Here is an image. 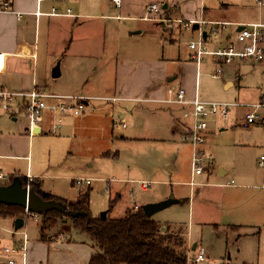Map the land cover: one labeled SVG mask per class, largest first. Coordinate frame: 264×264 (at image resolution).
Instances as JSON below:
<instances>
[{"label": "rangeland", "instance_id": "374dc122", "mask_svg": "<svg viewBox=\"0 0 264 264\" xmlns=\"http://www.w3.org/2000/svg\"><path fill=\"white\" fill-rule=\"evenodd\" d=\"M64 1L70 2V0ZM92 1L91 13L101 11L100 0ZM206 4L208 11L203 19L205 22L234 24L222 33L212 34L211 41L214 43L207 42L208 48L210 44H213L211 48L214 49L215 43L228 44L235 41L239 26L264 24V6L256 3V0H206ZM101 9L105 14L118 12L107 0H103ZM79 23H82V26L78 30V35L87 33V38L93 43V55L82 56L83 60L71 61L66 67V63L62 64L61 58H58L56 53L48 54V44L50 47L54 44L56 48L60 43L57 35L60 31V35L63 36L66 32L65 27L59 23V19H54L51 23L48 20L43 21L38 68V85L41 90L56 93L76 89L80 92L86 88V93L92 97L113 96V93L104 92L102 89L92 93L88 90L89 87L99 83L101 78L103 83H108L110 79L108 73L110 71H106V74L99 73L102 65L108 64L103 61L99 52L102 48L105 28L111 36L110 40L118 43L116 49L118 57L180 55L182 61H188V45L191 39L198 40L197 34L190 39L187 37H190L192 32L183 31L184 38L181 42L173 44L169 41V36L163 35L162 30L152 22L87 19L80 20ZM227 35H233V38L225 40ZM80 48L81 46L78 45L77 49ZM49 55L52 58H49ZM48 59H51V62H48ZM112 61L115 59H110V62ZM57 66L61 72L62 69L64 72L60 77L54 78L52 73ZM232 68L227 69L223 79H215L212 76V65L206 62L198 77V94L201 101L240 105V109L233 110L228 119H210V132L204 145L207 159L204 164L206 172L203 176L193 177L194 146L181 139L183 123L182 128L180 127L175 134L170 130V122L166 121L161 131L152 136L155 139L122 140L120 137L125 131L121 129L119 131L117 127L113 128L111 104L99 99L89 102L84 112L85 116L83 113L76 118L63 119V126L69 120L76 119L74 133L69 140L58 143L56 138L59 132L56 134L48 132V125L44 124L46 133L37 136L34 140V167L42 170L46 168L47 172L56 175L90 179V186H75L68 178L46 180V186L54 189L58 195H65L71 200H76L81 193L90 192V210L94 216L109 212L112 219H120L135 204L144 206L174 197L179 200L178 204L152 217L160 223L163 233L171 231L185 239L190 258L203 252L206 258L203 264H264V224H262L264 217L259 220V228L255 230L258 233L252 235L255 239H248V229L239 235L235 232L236 228L227 227V225L251 223L247 218L231 210L237 207L243 210L249 209V199L255 196L262 198L264 202V193L225 187V184L232 180H235L237 188L240 185H248L243 184L234 173L224 180L219 177L220 167L232 169L239 163L247 164L253 173L260 170L258 161L264 156V108L260 111L263 120L261 123L247 125L246 114L252 112L255 105L264 104V61L237 60ZM90 76L95 77V80L90 82ZM181 81L182 77L179 78V82H174L170 86L176 87L182 83ZM185 82L187 86L194 87V68L188 71ZM225 82H232L233 86L227 88ZM111 85L110 82L109 86ZM18 118L17 124L11 114L0 109V131L13 133L18 126L28 125L29 119L24 111ZM128 122L131 123L130 118ZM130 130L131 127L128 132ZM135 135L150 137L148 133L142 132ZM109 152L110 157L102 158ZM67 153L77 154L81 158H78V162L82 161L80 163L86 160L91 162L84 168L77 169L75 166L61 168L58 164ZM48 163L51 166H48ZM26 165L25 162L21 167H17V171L5 170L8 174L7 180L0 181V185L13 179L16 172L18 174L21 171L20 173L25 174ZM192 181L196 185L193 190L189 186ZM145 184L148 186L146 189ZM249 185L255 187L258 184ZM151 200L156 201L151 202ZM33 220L35 221L29 220L28 225L31 231H36L37 220L41 222V217L37 216ZM64 221L65 226L73 229L70 220H67V223L66 220ZM9 222V219H0L2 237L0 245L6 244L8 228L10 229ZM216 224L218 225L215 226Z\"/></svg>", "mask_w": 264, "mask_h": 264}, {"label": "crops", "instance_id": "0c3cea01", "mask_svg": "<svg viewBox=\"0 0 264 264\" xmlns=\"http://www.w3.org/2000/svg\"><path fill=\"white\" fill-rule=\"evenodd\" d=\"M107 2L111 5V7H115L118 10L116 14L103 13L101 9L103 0H100L99 6L101 11H99L98 13H91L90 11V8L93 5L92 0H70V2H65L64 0H0V53H3L5 55V67L4 70L0 73V89L23 94L29 93L35 88L41 90L38 85V68L40 65L41 32L44 20H48L49 23H51V21H53L54 19H59V23H62L64 25L66 31L64 35H60V31L57 35L59 36L60 43H58V46L56 48H54V44H52L53 48L48 44V54L55 55L56 53V56H58V58H61L60 60L62 64L65 62L66 67H68L71 61H75L76 59L83 60L82 56L86 57L87 54L93 55V43L90 38H87V33L83 32L84 35H78V30L82 26V23H79L80 20L113 19L120 22H129L136 20L146 23L152 22L162 30L163 35H168L169 41L174 44L176 42L180 43L184 38V34L182 33L183 31L192 32V35L187 38H194L196 34L197 37H199L198 28L196 29L194 27L193 30H166L164 25L156 22L155 20L145 19L146 8L148 5L158 3L163 8L166 5L167 8L164 9L165 13H163V15L174 20H203L208 11L206 0H121L120 6H116L112 0H107ZM54 11L55 14H53ZM212 34L216 33H209V36L207 35L206 39L204 38L206 40V43H214L211 41ZM103 36L102 48L99 52L103 61L107 62L109 65H102L99 73L106 74V71H110L108 72L110 79L108 83H103L101 78V81H99V83L89 87L88 90L92 93L97 89H102L104 92L114 94L109 98L117 97L119 99L116 103H112L111 101L107 102L112 106V123L115 118L122 119L127 123L126 128L117 127L119 131L120 129L125 131V133H123L120 138L126 141L150 140L149 138H154L152 136H154V134H158L161 131L160 129L163 124L164 126L166 125V121L170 122V130L173 131L174 134L178 132L180 130L181 124H184V121L182 119L181 106H170L168 104L160 102L159 100L165 98L166 89L174 82H179V78L181 77L182 83L180 82V85H182L186 89L188 98L193 99L196 96V93L199 97L197 64L192 59L193 52L190 50L189 45L188 61H182L180 59V55H178L177 57H173L171 55L167 57H157L154 55L139 58L129 56L118 57V54H116L118 43L110 40L111 36L108 35L106 28L104 30ZM231 38H233V35H227L225 40H231ZM192 40L194 39H191V42ZM233 42L234 41H231L228 44H222L221 42L215 43L214 49L211 48L213 47L211 46L213 44H210L209 48H211L210 50H217L219 48L228 46ZM78 45L81 46L80 49H77ZM58 54L63 55L59 56ZM50 55L49 58H52ZM110 55L112 57H110ZM112 58L113 60L115 59V61L110 62V59ZM237 60L243 61L239 59H236L235 61ZM235 61L230 66H227L225 68V72L221 79L224 78L228 68L231 67V69H233L232 66L234 65ZM48 62H51V59H48ZM206 62L212 65L213 74L218 67L217 59L212 56L204 57V60L199 67L200 73L202 72V67H204ZM191 68L195 69V84L192 88L187 86L185 82V77L187 76V73ZM63 72L64 70L62 69L61 75H63ZM89 78L90 82L95 80V77L93 76H90ZM110 82L112 84L111 86H109ZM224 85L228 88L230 86H233V83L225 82ZM86 92L87 89L85 88L83 90H80V92H77L76 89H74L71 91L56 92L51 94L97 98L90 96ZM23 111V109L15 106V108H13L12 112L10 113L14 122H16L17 124L19 123L18 116L19 114L23 113ZM83 116H85V113ZM68 117L76 118L78 116ZM128 118H130L131 123L128 122ZM75 121L76 119L69 120L66 125H62L60 130H58L57 132H52L55 122V114L50 110L46 111L43 117V121L40 124L41 133L39 135L44 134V124H47L48 132H51L52 134H56L59 132L56 138V140L59 141L58 143L63 142L64 140H69L74 133V127L76 123ZM259 122L261 123L263 122V120L261 119L260 121H258V123ZM27 123L28 125L25 124L21 127L18 126L13 133H4L0 131V170L6 176H8L5 170L17 171V167H21L26 162V173L22 174L20 173V171L17 174L16 172L14 173L15 175H13L15 176L14 178L24 177L28 182V177L30 176V183L33 181L38 182L43 191L51 193L67 202L78 201L80 195L83 193L79 194V197L76 200H71L68 199V197L65 195H58L54 191V189L52 190L50 187L46 186V180L64 178H68L72 181L73 185H75L74 180L79 178H77L76 176L56 175L54 173L47 172L46 168L45 170H42L41 168L34 167V140L39 135H30L27 132L29 122ZM183 126V128L181 127L183 131L180 133V135L185 131V124ZM115 127L116 126L113 123V128ZM130 127L131 130L128 132ZM141 132L148 133L150 137L145 138L138 137L139 135H135ZM209 132L210 131H208V133ZM108 154H110V152L104 154V157L102 158H105L106 156L110 157L111 155ZM78 158V155L75 153H69V155L67 153L64 159L62 157V159L60 160L61 163H59L58 165L61 168L75 166V168L78 169L79 167H86L87 164L91 162L89 160H86L83 163H80L82 161L80 160V162H78ZM261 158L262 156L258 161V167L261 171L258 170L254 173L251 172V169L248 168L247 164L244 163H239L232 169L220 167L219 177L221 179L224 180L227 176L234 173V176L239 178V180H241L243 184H248L240 185L237 188L235 180H232L227 182L225 184V187L240 190L249 189L250 192L253 191L255 193H264V169L259 166ZM209 164L211 163L209 162ZM48 166L51 165H49L48 163ZM90 167H92V165ZM204 174L196 175L193 171V177L203 176ZM229 183L231 185H228ZM249 184L258 185H255L254 187L250 186ZM259 184L262 185L259 186ZM189 186L193 190V188L196 186L195 182L192 181ZM147 187L148 186L145 184L144 188L146 189ZM155 201L156 200H151V202ZM263 203L264 202L262 198H258L257 196H255L252 199H249V209L243 210L239 207L233 208L231 210L232 212L240 215L241 217L243 216L247 218L248 222L251 223H243L242 225H227V227L229 226L230 228H236L235 232H237V234L239 235L243 234V232L248 229V239H255V236L252 235L258 233L255 230L259 228V220L264 217ZM140 207H143V205L135 204L133 208L129 209H138ZM9 220L10 229L8 228V236L7 240L5 241L6 244L0 245V264H6L8 261V259L2 253V249L4 247H15L20 249V253L15 257L16 264H89L91 257L95 252L93 244L90 238H88V235L80 233L74 228H68L67 226H65V221L62 222V226H60V222L55 227L49 229L46 232L47 238L42 239L40 220H37L38 222L36 223V231H31L28 225L29 220H32L33 222L35 221L33 220V218L24 220V226L19 230L15 229V219ZM217 225L218 224H216L215 226ZM25 235L27 236L26 243L24 241ZM23 246H25L24 250L22 248Z\"/></svg>", "mask_w": 264, "mask_h": 264}, {"label": "built area", "instance_id": "2783aa9c", "mask_svg": "<svg viewBox=\"0 0 264 264\" xmlns=\"http://www.w3.org/2000/svg\"><path fill=\"white\" fill-rule=\"evenodd\" d=\"M116 6L121 5V0H112ZM259 5H264V0H256ZM164 8L158 4L153 3L146 8V20H155L156 22L165 26L166 30L175 31L178 29L193 30L195 25H198V40L192 41L189 44L190 50L193 52L192 59L197 64V81L200 75L199 67L206 56L215 57L218 61V67L212 76L216 79H221L225 68L230 66L236 59L243 61H257L264 60V24H249L239 26L236 31V40L217 50H210L204 39V34L209 36V33H221L229 26L234 24L228 22H205L202 19L196 20H181L171 19L163 15ZM55 14V11L54 13ZM155 16V17H154ZM157 16V17H156ZM242 27V29H240ZM5 67V55L0 53V73ZM111 101L116 103L119 99L117 97H84V96H66L46 93L38 88L31 92L14 93L9 90L0 89V109L10 114L12 109L16 106L25 111L29 119V127L27 132L30 135H35V128L40 127L43 121L44 113L52 111L55 114V122L52 132H57L63 125V119L68 116H80L83 114L88 103L92 100ZM164 104L170 106H181L182 119L185 124V131L181 134V139L184 142L190 143L194 146V154L192 160V168L196 175L205 173L204 164L206 163L207 153L204 145L207 142V134L210 127V119L221 117L228 119L233 109L240 108L239 104L231 103H217V102H203L199 99L197 93L193 99H189L186 89L182 85L176 87L169 86L166 89L165 98L159 100ZM264 108V104L254 106L252 112L246 114V124H254L261 120L260 111ZM250 111V110H249ZM113 123L116 127L126 128L127 123L119 118H115ZM259 166L264 169V157L262 156ZM7 176L0 170V181H6ZM31 177H28L27 188L30 189ZM75 185L78 187L90 185L91 180L76 179ZM233 183V182H232ZM228 185H231L230 183ZM24 220L28 218H36L38 215L32 214L28 208L24 209ZM2 237L0 235V241ZM27 236H24L26 243ZM23 250L25 246L22 247ZM3 255L8 259L6 264H16L15 257L20 253V249L15 247H4L2 249ZM203 252L196 254L193 258L188 255V264H203L205 261Z\"/></svg>", "mask_w": 264, "mask_h": 264}, {"label": "trees", "instance_id": "16d2710c", "mask_svg": "<svg viewBox=\"0 0 264 264\" xmlns=\"http://www.w3.org/2000/svg\"><path fill=\"white\" fill-rule=\"evenodd\" d=\"M19 178L27 187L26 178ZM14 179L0 186H9ZM29 185L36 197L60 203L66 211L52 209L40 215L41 238L46 239V231L59 222L70 220L76 231L90 237L95 252L89 264H188L185 239L171 231L163 233L160 223L147 217L143 207L128 209L120 219H112L108 212L103 219L90 210V192L81 194L76 202H67L43 191L36 181ZM24 212L22 207L0 204V219H24Z\"/></svg>", "mask_w": 264, "mask_h": 264}, {"label": "water", "instance_id": "95a60500", "mask_svg": "<svg viewBox=\"0 0 264 264\" xmlns=\"http://www.w3.org/2000/svg\"><path fill=\"white\" fill-rule=\"evenodd\" d=\"M167 6H164L166 9ZM196 29L199 28L198 25L194 26ZM242 29V27L240 28ZM207 34H204V38L206 39ZM52 76L54 78H58L61 76V72L59 66H57ZM172 81V80H170ZM35 134L39 135L41 133L40 127L35 128ZM179 200L175 199L174 197H170L161 202L146 204L143 206V211L147 215V217H152L155 214L171 207L172 205L178 204ZM0 204L8 205V206H19L23 209L28 208V210L32 214H36L38 216L48 212L52 209L61 210L62 212L65 211V207L60 203L54 202H44L40 198L34 195L33 190L28 189L24 186L22 180L18 177L15 178L11 185L9 186H0ZM101 217L105 219L107 217L106 213L101 214ZM24 219L17 218L15 220V229L19 230L24 226Z\"/></svg>", "mask_w": 264, "mask_h": 264}]
</instances>
